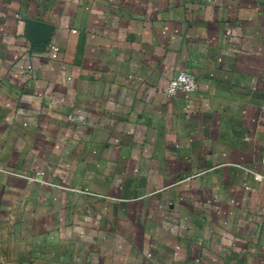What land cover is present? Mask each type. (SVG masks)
<instances>
[{
    "label": "crops",
    "instance_id": "1",
    "mask_svg": "<svg viewBox=\"0 0 264 264\" xmlns=\"http://www.w3.org/2000/svg\"><path fill=\"white\" fill-rule=\"evenodd\" d=\"M0 264H264V0H0Z\"/></svg>",
    "mask_w": 264,
    "mask_h": 264
},
{
    "label": "built area",
    "instance_id": "2",
    "mask_svg": "<svg viewBox=\"0 0 264 264\" xmlns=\"http://www.w3.org/2000/svg\"><path fill=\"white\" fill-rule=\"evenodd\" d=\"M49 49H54V46H49ZM196 91V82L192 74L188 72H180L175 78L168 82L165 89V94L168 97H173L177 94H182L185 98H188ZM256 179L261 180L259 175L255 176Z\"/></svg>",
    "mask_w": 264,
    "mask_h": 264
},
{
    "label": "water",
    "instance_id": "3",
    "mask_svg": "<svg viewBox=\"0 0 264 264\" xmlns=\"http://www.w3.org/2000/svg\"><path fill=\"white\" fill-rule=\"evenodd\" d=\"M38 44H39V47H40V48H43V47L45 46V44H44V40H40V41H38Z\"/></svg>",
    "mask_w": 264,
    "mask_h": 264
}]
</instances>
